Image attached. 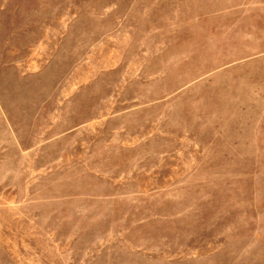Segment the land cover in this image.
I'll return each instance as SVG.
<instances>
[{
  "label": "rangeland",
  "instance_id": "374dc122",
  "mask_svg": "<svg viewBox=\"0 0 264 264\" xmlns=\"http://www.w3.org/2000/svg\"><path fill=\"white\" fill-rule=\"evenodd\" d=\"M0 264H264V0H0Z\"/></svg>",
  "mask_w": 264,
  "mask_h": 264
}]
</instances>
